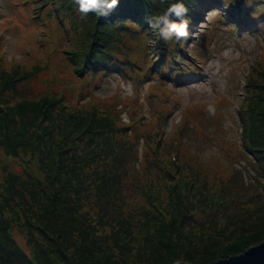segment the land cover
I'll return each mask as SVG.
<instances>
[{"label": "trees", "instance_id": "1", "mask_svg": "<svg viewBox=\"0 0 264 264\" xmlns=\"http://www.w3.org/2000/svg\"><path fill=\"white\" fill-rule=\"evenodd\" d=\"M172 2L120 0L98 16L80 13L76 0H45L59 39L33 48L30 66L0 58V264H211L264 239V193L249 202L246 187L256 188L243 176L264 178L262 70L247 80L239 109L242 148L220 143L226 163L193 151L198 136L216 141L222 130L212 129L221 116L205 103L185 105L167 133L172 104L146 120L137 94L125 101L98 93L115 71L141 83L186 80L194 25L219 4L232 32L264 15V0H185L190 35L165 41L147 20ZM200 51L192 54L203 63ZM238 186L244 192L227 190ZM255 201L262 206L253 211Z\"/></svg>", "mask_w": 264, "mask_h": 264}, {"label": "rangeland", "instance_id": "2", "mask_svg": "<svg viewBox=\"0 0 264 264\" xmlns=\"http://www.w3.org/2000/svg\"><path fill=\"white\" fill-rule=\"evenodd\" d=\"M44 1L0 0V58H4V62L10 68L21 66V64L30 66L31 61L27 55L33 48L40 47L44 41H49L48 46L51 47L59 39L56 33V23L53 18H49L46 12L47 8L51 10L53 6L48 3L47 6L42 7ZM222 5L219 4L208 10L206 15L194 25L192 33L195 35L191 33L187 43V52L184 54V58L191 63V67L185 73L186 80L166 78L163 82H159L160 79H152L141 83L131 78L124 79L115 71V75L109 76L100 85L98 93L103 97L117 93L125 101L137 94L142 105H140L137 116L143 115L146 120L153 119L163 107H171L169 104H172V114L164 124V130L167 133H171L175 125L183 119L181 111L185 105L194 107L205 103L204 106H210L207 107L208 112L212 113L210 109H214V115L221 116L220 122L216 121L217 118L212 120V129L221 127L222 130L213 132L218 136L216 141L204 140L198 136L201 140L193 142V151L201 150L200 153L206 160L219 158L220 161L223 160L222 162L226 163V152L220 143L226 140L227 143H235L237 147L242 148L243 124L239 109L245 96L247 80L251 75L257 76L256 70L264 72V27H262L264 26V15L246 24L245 28L232 32L222 18L225 9ZM67 22L69 24L68 20ZM151 43L156 44V39H152ZM195 49H200L199 53L202 54L207 50L203 55L205 62L202 63L200 57L198 59L193 57L192 53ZM152 58L154 67L159 55L154 53ZM175 71L177 70H172L173 73ZM122 107L123 104L118 106L119 109ZM121 117L125 122L130 123L131 120L126 111L121 113ZM140 142L139 147L142 154L144 138ZM225 151L231 153L229 150ZM235 156L233 155V159L236 160V167L245 166V160H237ZM227 162H229L228 159ZM253 173V171H243L246 185L256 188L246 187L250 193L249 202L262 191L264 193V178L261 177L259 183L252 177ZM211 187L221 190L218 185L212 184ZM244 188L238 186L237 188L231 187V190L226 189L228 192L238 194L240 191L244 192L242 190ZM257 203L258 201H255L256 206L252 208L253 211L262 206ZM246 216L247 214L241 215L243 219L239 224L246 222ZM245 232L251 233L249 227L243 233ZM116 261L124 263L118 259Z\"/></svg>", "mask_w": 264, "mask_h": 264}, {"label": "clouds", "instance_id": "3", "mask_svg": "<svg viewBox=\"0 0 264 264\" xmlns=\"http://www.w3.org/2000/svg\"><path fill=\"white\" fill-rule=\"evenodd\" d=\"M76 4L80 13L84 15L92 12L98 16H107L120 4V0H76ZM147 22L151 28H159L160 35L165 41L188 38L192 25L190 9L186 6L185 0H175L163 14H153L148 17ZM210 111L213 114L215 112L214 109Z\"/></svg>", "mask_w": 264, "mask_h": 264}, {"label": "water", "instance_id": "4", "mask_svg": "<svg viewBox=\"0 0 264 264\" xmlns=\"http://www.w3.org/2000/svg\"><path fill=\"white\" fill-rule=\"evenodd\" d=\"M173 264H191L187 261H177ZM211 264H264V239L245 251L215 260Z\"/></svg>", "mask_w": 264, "mask_h": 264}]
</instances>
